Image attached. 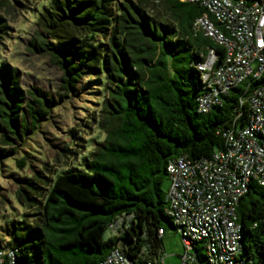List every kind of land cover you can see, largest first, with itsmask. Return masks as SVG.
Segmentation results:
<instances>
[{"label": "trees", "instance_id": "1", "mask_svg": "<svg viewBox=\"0 0 264 264\" xmlns=\"http://www.w3.org/2000/svg\"><path fill=\"white\" fill-rule=\"evenodd\" d=\"M32 1L38 4L0 0V45L11 31L7 18L31 12L35 29L25 48L60 71L58 99L73 94L85 79L102 83L99 115L91 122L103 139L81 169L54 175L46 165L18 183L14 199L26 217L11 223L0 250H15L16 264H96L116 247L131 260H157L165 233L178 234L167 213L168 163L178 157L210 159L224 151L223 134L248 125L247 100L264 86V76L238 85L201 114L197 65L209 50L216 52L219 65L225 51L193 30L194 21L206 14L200 4L41 0L34 9ZM55 106L53 95L23 89L17 69L0 62V165L31 141ZM27 159H17L16 167L22 169ZM127 217L121 234L105 237ZM236 222L240 257L264 264L263 186L250 185L237 204ZM198 245L197 264H207Z\"/></svg>", "mask_w": 264, "mask_h": 264}, {"label": "built area", "instance_id": "2", "mask_svg": "<svg viewBox=\"0 0 264 264\" xmlns=\"http://www.w3.org/2000/svg\"><path fill=\"white\" fill-rule=\"evenodd\" d=\"M180 1L206 9L194 21L193 30L225 51L219 65L214 50L197 65L203 85L197 97L198 112L207 114L230 90L264 76V0L249 5L235 0ZM247 101L248 125L223 134L224 151L194 162L178 157L167 165V213L183 242L180 264H197V243L203 244L207 264H253L240 257L236 207L252 183L264 187V86L256 88ZM15 253L10 248L0 250V264H16ZM164 259L135 261L116 247L96 264H164Z\"/></svg>", "mask_w": 264, "mask_h": 264}, {"label": "rangeland", "instance_id": "3", "mask_svg": "<svg viewBox=\"0 0 264 264\" xmlns=\"http://www.w3.org/2000/svg\"><path fill=\"white\" fill-rule=\"evenodd\" d=\"M40 1L38 4L32 1L29 7L36 9ZM30 13L6 17L11 31L0 45V62L17 69L23 89L35 87L48 92L54 96L56 106L31 141L0 165V242L7 240V230L13 221L26 217V212L14 199L18 183L46 165L54 175L81 169L83 159L103 139L96 124L91 122L93 117L96 119L99 115L104 97L102 83H87L85 79L73 94L60 101L56 96L57 93H63L60 71L47 59L31 55L25 48L35 29L34 18ZM25 156L28 158L26 165L22 169L17 168L16 160ZM168 186L169 182L166 181L165 191ZM129 222L130 217L118 220L105 237L118 236ZM198 246L202 248L203 244L199 243ZM162 248L164 264H180V256L184 253L180 235L168 230Z\"/></svg>", "mask_w": 264, "mask_h": 264}]
</instances>
